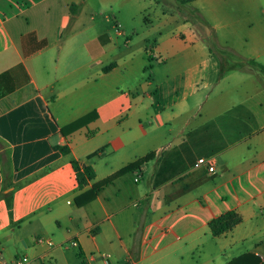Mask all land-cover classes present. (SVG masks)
<instances>
[{
	"label": "crops",
	"instance_id": "0c3cea01",
	"mask_svg": "<svg viewBox=\"0 0 264 264\" xmlns=\"http://www.w3.org/2000/svg\"><path fill=\"white\" fill-rule=\"evenodd\" d=\"M155 5L0 0V264L264 259V0L212 3L214 37L167 9L146 14ZM72 161L94 171L83 186ZM229 211L240 222L212 235Z\"/></svg>",
	"mask_w": 264,
	"mask_h": 264
},
{
	"label": "trees",
	"instance_id": "16d2710c",
	"mask_svg": "<svg viewBox=\"0 0 264 264\" xmlns=\"http://www.w3.org/2000/svg\"><path fill=\"white\" fill-rule=\"evenodd\" d=\"M181 3H187L191 2L193 0H180ZM250 64H257L255 61L250 60ZM261 70H264V67L261 65H258ZM96 117L93 113H89L71 123L61 128V133L63 135H67L77 129H79L82 126H85L90 121L94 120ZM60 151L62 153H67L68 149L66 147H61ZM152 157V153H149L136 161L120 168L117 172L112 174L111 176L94 183L90 189L86 190L85 192L81 193L75 198V203L77 206L84 205L91 200H93L97 194V191L105 184L110 182L113 178L128 172L133 169H137L139 166H141L143 163L148 161ZM0 159L2 163L3 171L6 173L7 168V162L4 153H0ZM72 167L76 173V180L79 186H83L93 178L94 171L92 167L84 165L82 163H79L77 161H72ZM240 216L235 211H229L226 212L214 219H212L209 223V229L212 233V235H219L232 227H234L236 224L240 222ZM224 264H264V259H262L259 255L252 253V252H245L242 253L236 257H233L229 261H227Z\"/></svg>",
	"mask_w": 264,
	"mask_h": 264
},
{
	"label": "rangeland",
	"instance_id": "374dc122",
	"mask_svg": "<svg viewBox=\"0 0 264 264\" xmlns=\"http://www.w3.org/2000/svg\"><path fill=\"white\" fill-rule=\"evenodd\" d=\"M154 1L156 2V5L150 6L146 10V14L155 13L157 12V9H161V10L167 9L177 19L181 17H185L186 19H188L192 23V27L201 35L208 34L214 37L225 31L223 28L224 22H218L217 20L214 21L213 16L215 14V11H213L211 8L212 3H216L220 0H193L187 3H181L180 0H154ZM224 1H228V0H224ZM231 1H235V0H231ZM231 4L233 5L224 7L228 10L229 9L234 10V13L231 12V14L242 15L245 13L244 7L239 3L231 2ZM215 24L217 25L215 26ZM250 248L251 247L247 243V250Z\"/></svg>",
	"mask_w": 264,
	"mask_h": 264
},
{
	"label": "built area",
	"instance_id": "2783aa9c",
	"mask_svg": "<svg viewBox=\"0 0 264 264\" xmlns=\"http://www.w3.org/2000/svg\"><path fill=\"white\" fill-rule=\"evenodd\" d=\"M200 165H205L208 172L213 171V166L208 159H205V158L198 159L197 162L195 163V166L197 167ZM35 241L38 243H41V242H44V238L37 237V238H35ZM46 242H47V244L51 245L50 241H46ZM103 258H104V264H107L108 259L106 258V256H103ZM27 262H28V258L26 256H21V257L14 259L9 264H27Z\"/></svg>",
	"mask_w": 264,
	"mask_h": 264
}]
</instances>
